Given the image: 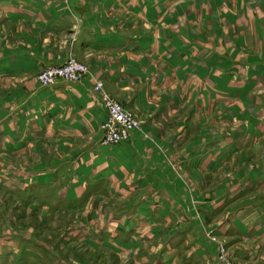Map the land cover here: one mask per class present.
<instances>
[{
    "label": "rangeland",
    "instance_id": "1",
    "mask_svg": "<svg viewBox=\"0 0 264 264\" xmlns=\"http://www.w3.org/2000/svg\"><path fill=\"white\" fill-rule=\"evenodd\" d=\"M162 29L138 83L108 94L160 141L163 159L176 153L168 159L207 251L128 241L118 216L53 213L0 191V264H215L213 242L233 264H264V0H175Z\"/></svg>",
    "mask_w": 264,
    "mask_h": 264
},
{
    "label": "crops",
    "instance_id": "2",
    "mask_svg": "<svg viewBox=\"0 0 264 264\" xmlns=\"http://www.w3.org/2000/svg\"><path fill=\"white\" fill-rule=\"evenodd\" d=\"M174 1L0 0V191L53 213L118 216L128 241L159 236L168 252L188 243L207 251L170 164L176 153L163 159L160 141L138 129L102 143L104 111L91 89L95 79L109 94L138 83L145 58L160 55L163 10ZM67 55L85 66L80 79L38 82L40 68Z\"/></svg>",
    "mask_w": 264,
    "mask_h": 264
},
{
    "label": "built area",
    "instance_id": "3",
    "mask_svg": "<svg viewBox=\"0 0 264 264\" xmlns=\"http://www.w3.org/2000/svg\"><path fill=\"white\" fill-rule=\"evenodd\" d=\"M85 66L74 58L67 55L61 62L42 67L36 73V78L41 84H50L57 79L64 81H77L83 75ZM92 91L103 107V117L99 125L100 141L102 143H115L126 140L131 131L138 127V120L124 107L122 103L113 99L103 90L102 81H93ZM206 235L208 233H205ZM215 257L220 264H233L226 253L222 242L216 243Z\"/></svg>",
    "mask_w": 264,
    "mask_h": 264
}]
</instances>
